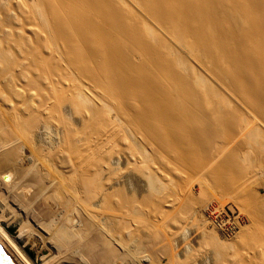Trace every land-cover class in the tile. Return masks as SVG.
Returning a JSON list of instances; mask_svg holds the SVG:
<instances>
[{"label":"bare ground","instance_id":"bare-ground-1","mask_svg":"<svg viewBox=\"0 0 264 264\" xmlns=\"http://www.w3.org/2000/svg\"><path fill=\"white\" fill-rule=\"evenodd\" d=\"M242 107L261 160L264 0H0V196L56 264L263 262L211 237L174 248L193 201L168 233L145 213L172 196L151 164L198 170ZM247 168L229 152L207 176L229 187ZM251 207L264 220V198Z\"/></svg>","mask_w":264,"mask_h":264},{"label":"rangeland","instance_id":"rangeland-1","mask_svg":"<svg viewBox=\"0 0 264 264\" xmlns=\"http://www.w3.org/2000/svg\"><path fill=\"white\" fill-rule=\"evenodd\" d=\"M68 108L69 113L66 107L64 110L71 117V110ZM114 117L120 125L124 124L121 115ZM73 119L77 123V119L74 117ZM261 123L262 121L255 113L242 107V126L231 133L198 170H175L172 167L151 164L158 171L157 183H167L165 185L172 190V196H168L161 203V210L152 207L145 209V213L152 220L150 228L154 231L158 230L159 233H168L171 229L167 224H170L172 216L179 213L184 204L193 201L188 212L183 216L179 228L176 229V235L170 240L174 248H180L187 242L196 247L201 244L202 238L211 237V240L221 248L231 250L244 245L250 251L264 249V220L251 209L253 198H264V158L259 159L258 149L247 139V133ZM54 128L53 125V130ZM59 132L56 134L59 135ZM125 132H127L126 129ZM53 134H55L54 131L52 134L41 135V138L49 142ZM130 135L133 134L130 133ZM229 152H235L237 158L247 164L248 168L239 174L229 187L214 185L207 176V171ZM123 160H121L122 163H124ZM122 163H120L122 167L127 164L126 161V164ZM130 178L135 183L134 191L141 194L145 192L147 184L142 177L124 175L127 184H130ZM24 181L37 182L33 178L28 180L27 177ZM245 233L247 237L243 236ZM251 235H257V239L249 244L248 236ZM161 243L163 240L159 239L154 247L159 248ZM246 244L252 247L248 248ZM250 263L263 264L264 261L251 260Z\"/></svg>","mask_w":264,"mask_h":264},{"label":"water","instance_id":"water-1","mask_svg":"<svg viewBox=\"0 0 264 264\" xmlns=\"http://www.w3.org/2000/svg\"><path fill=\"white\" fill-rule=\"evenodd\" d=\"M0 264H56L1 196Z\"/></svg>","mask_w":264,"mask_h":264}]
</instances>
